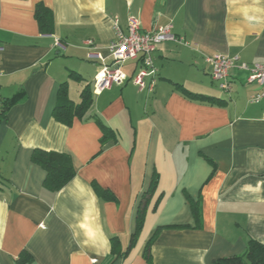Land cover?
I'll use <instances>...</instances> for the list:
<instances>
[{
	"label": "crops",
	"instance_id": "crops-1",
	"mask_svg": "<svg viewBox=\"0 0 264 264\" xmlns=\"http://www.w3.org/2000/svg\"><path fill=\"white\" fill-rule=\"evenodd\" d=\"M37 4L52 15L50 35L38 30ZM130 18L141 32L170 27L187 45L156 46L152 92L128 81L94 95L101 62L88 55L110 63L113 20L126 33ZM213 54L264 65V0H0V113L17 100L0 116V264L23 253L25 264H145L161 227L152 264H214L242 255L249 240L264 246V97L251 101L263 89L234 69L222 91L202 56ZM122 67L130 78L138 61ZM63 83L74 104L86 86L92 94L89 118L69 127L52 117ZM174 84L221 103L188 100ZM94 118L115 141L101 148ZM34 150L68 155L74 178L44 189ZM155 174V191L144 194ZM145 199L143 229L126 253Z\"/></svg>",
	"mask_w": 264,
	"mask_h": 264
},
{
	"label": "trees",
	"instance_id": "trees-1",
	"mask_svg": "<svg viewBox=\"0 0 264 264\" xmlns=\"http://www.w3.org/2000/svg\"><path fill=\"white\" fill-rule=\"evenodd\" d=\"M43 5L37 4L34 9V18L38 25L39 32L43 35H50L53 32V20L52 15L49 11H47ZM174 89L178 91L181 95L191 101H200L206 102L209 104H220L221 102L216 100L215 98L206 97L203 95H198L191 93L184 89L182 86L174 84ZM57 91V102L52 111V117L57 122L62 124L63 126L69 127L72 125L74 119H87V111L89 110L92 103V94L88 87L86 86L81 94H80V102L78 104H74L70 100H68L67 96V86L66 83L58 86ZM17 102L16 99H10L5 103V107H3V111L0 113V116H3L6 109L11 107ZM94 121L100 126L102 136L100 140L101 148L105 145L107 140H116V135L114 132L101 124L99 119L94 118ZM101 151V150H100ZM31 162L34 165L39 166L44 172L45 177L43 180V188L50 192H58L62 190V188L70 182L75 175L73 165L71 159L68 155L64 153H56V152H46L41 150H34L31 152ZM154 180L151 181L150 187L147 192L144 194L152 195L155 191L156 183H157V175H154ZM92 189L104 200L114 201V196L109 194L107 191L100 189L95 183H91ZM147 200H143L139 203L136 219H135V229L132 237H130L131 242L125 251L126 253L135 247L139 234L143 229L144 224V216L147 206ZM190 209L195 220L197 226L200 224L201 214L200 207L197 202L189 201ZM168 227L158 228L154 234L148 240L144 250H143V259L145 264H152L151 255H150V247L155 241V237L158 233ZM246 249L242 255L221 258L214 261V264H264V246L254 240H249L247 245H245ZM119 249V243L117 239H111V253H119L117 252ZM119 251V250H118ZM32 258L29 255H25V253L19 255L16 260L17 264H25L31 263Z\"/></svg>",
	"mask_w": 264,
	"mask_h": 264
},
{
	"label": "built area",
	"instance_id": "built-area-1",
	"mask_svg": "<svg viewBox=\"0 0 264 264\" xmlns=\"http://www.w3.org/2000/svg\"><path fill=\"white\" fill-rule=\"evenodd\" d=\"M115 37L107 46L110 63H106L97 54H89L91 60H100V70L97 72L92 92L94 95L101 94L112 86H122L130 81L138 91L152 92L156 83L157 69L152 61V54L156 46L162 42H175L187 45L183 38L177 37L170 27H156L151 31L141 32L139 24L134 18H130L127 24V31L123 33L117 20H113ZM171 31V32H170ZM204 62L208 65L210 76L217 81L222 91H229V77L232 70L237 69L247 73L246 83H256L263 91L256 95L251 101L257 103L264 97V65L246 64L240 62L237 56H226L221 54L202 55ZM138 61V69L130 78L122 72L121 67L127 61ZM264 118V117H263Z\"/></svg>",
	"mask_w": 264,
	"mask_h": 264
},
{
	"label": "rangeland",
	"instance_id": "rangeland-1",
	"mask_svg": "<svg viewBox=\"0 0 264 264\" xmlns=\"http://www.w3.org/2000/svg\"><path fill=\"white\" fill-rule=\"evenodd\" d=\"M124 66L127 67V65H124ZM124 66L122 68H125Z\"/></svg>",
	"mask_w": 264,
	"mask_h": 264
}]
</instances>
